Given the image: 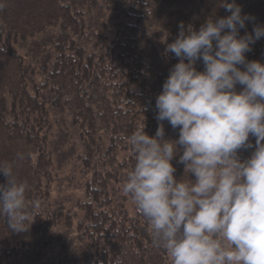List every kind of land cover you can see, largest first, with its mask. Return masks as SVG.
Instances as JSON below:
<instances>
[{"label": "trees", "instance_id": "1", "mask_svg": "<svg viewBox=\"0 0 264 264\" xmlns=\"http://www.w3.org/2000/svg\"><path fill=\"white\" fill-rule=\"evenodd\" d=\"M235 2L254 18L241 36L264 25V0ZM0 4V164L10 163L26 184L29 206L40 202L29 207L26 232L10 231L0 216V264H172L121 191L136 163L125 138L143 127L154 136L161 123L156 98L179 62L165 48L181 22L199 30L230 13L220 0ZM246 57L264 62V38ZM196 68L203 71V62ZM163 124L166 139L179 138V129ZM249 143L242 160L256 138ZM178 161L172 163L181 179Z\"/></svg>", "mask_w": 264, "mask_h": 264}, {"label": "clouds", "instance_id": "2", "mask_svg": "<svg viewBox=\"0 0 264 264\" xmlns=\"http://www.w3.org/2000/svg\"><path fill=\"white\" fill-rule=\"evenodd\" d=\"M220 6L230 15L209 18L199 30L181 22L178 37L166 45L165 54L179 62L156 98L161 123L155 135L143 127L125 138L136 163L121 191L172 264H264V62L246 57L264 38V25L241 36L254 18L235 0ZM164 121L179 129L178 139L165 138ZM250 136L255 151L242 160L240 150L253 147ZM177 156L187 180L174 175ZM0 174L6 177L0 216L10 231L26 232L29 207L35 211L40 202L28 205L27 186L10 163L0 164Z\"/></svg>", "mask_w": 264, "mask_h": 264}, {"label": "rangeland", "instance_id": "3", "mask_svg": "<svg viewBox=\"0 0 264 264\" xmlns=\"http://www.w3.org/2000/svg\"><path fill=\"white\" fill-rule=\"evenodd\" d=\"M75 193H77L78 195H81V196L83 195V192L82 191H79V190L76 191Z\"/></svg>", "mask_w": 264, "mask_h": 264}]
</instances>
